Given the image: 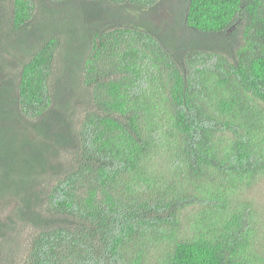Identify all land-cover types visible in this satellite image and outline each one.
<instances>
[{"label": "trees", "instance_id": "1", "mask_svg": "<svg viewBox=\"0 0 264 264\" xmlns=\"http://www.w3.org/2000/svg\"><path fill=\"white\" fill-rule=\"evenodd\" d=\"M263 180L264 0H0V264H264Z\"/></svg>", "mask_w": 264, "mask_h": 264}, {"label": "rangeland", "instance_id": "2", "mask_svg": "<svg viewBox=\"0 0 264 264\" xmlns=\"http://www.w3.org/2000/svg\"><path fill=\"white\" fill-rule=\"evenodd\" d=\"M241 198V201L248 200L250 201L252 208H247L248 213L255 210H258V215L260 216V222H259V228L257 232L255 233L256 238L257 236L264 235V228L262 227V222L264 221V180L260 183H258L256 186L252 187L249 191L244 192L243 194H240L239 196ZM241 202V207L243 208Z\"/></svg>", "mask_w": 264, "mask_h": 264}]
</instances>
